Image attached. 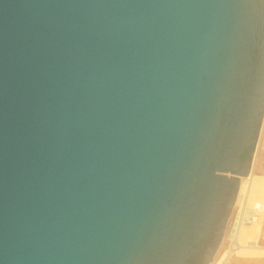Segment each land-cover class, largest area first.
<instances>
[{
	"label": "water",
	"instance_id": "obj_1",
	"mask_svg": "<svg viewBox=\"0 0 264 264\" xmlns=\"http://www.w3.org/2000/svg\"><path fill=\"white\" fill-rule=\"evenodd\" d=\"M258 3L0 0V264L190 260L217 194L214 252L264 111Z\"/></svg>",
	"mask_w": 264,
	"mask_h": 264
},
{
	"label": "rangeland",
	"instance_id": "obj_2",
	"mask_svg": "<svg viewBox=\"0 0 264 264\" xmlns=\"http://www.w3.org/2000/svg\"><path fill=\"white\" fill-rule=\"evenodd\" d=\"M258 14H259L258 24H261L259 26V30H260L259 35L264 36V0H259ZM257 133L258 135H256L255 142L253 144V151L248 150L245 151L243 154H241V158L243 160L249 159L248 170L251 168V165L253 164L257 156L260 154V152L264 151V111L258 125ZM247 174L248 173H246L245 175H238L234 173L233 177L236 179L237 183H239L241 178L245 177ZM220 188H224V186L220 185ZM219 197H217V194H215V196L212 197L211 221L208 223L207 237H201L199 254H190V260L178 261L177 263L174 264H201V259H203L204 254L207 252L208 238L210 236L211 228L212 226H214L215 223L214 219L216 217V209L219 203L218 200H220L218 199ZM243 209L244 206L242 207L241 210L243 211ZM226 221L227 220H225L224 222L225 226H226ZM230 233L231 235L233 234V232ZM230 233L228 236L229 239H226L225 249L228 247L226 250H231V254L228 256L224 264H256V263L264 264V221L263 220L261 221V223H257L254 217L248 215L244 223L241 222L239 224V230L236 233V237L231 236ZM237 242L238 243L240 242L243 245L238 247ZM226 245L228 246L226 247ZM229 245L232 247H229ZM205 264H211V261L208 260V262Z\"/></svg>",
	"mask_w": 264,
	"mask_h": 264
},
{
	"label": "bare ground",
	"instance_id": "obj_3",
	"mask_svg": "<svg viewBox=\"0 0 264 264\" xmlns=\"http://www.w3.org/2000/svg\"><path fill=\"white\" fill-rule=\"evenodd\" d=\"M247 173L245 177H240L239 186L237 185L238 189L236 188L237 191L235 190L233 197L228 192L224 196L223 213L217 219V225L221 227L220 230L215 232L216 234H214L213 240L209 244L211 248L214 243V252L212 255H210V252H206L203 259H201V264L207 263L208 260L211 261V264L225 263L231 254V250H226L228 245H226L227 248L225 249L226 239H229L230 232H233L232 235L230 233L231 236L236 237L239 224L241 222L244 223L248 215L254 217L257 223L264 221V151L260 152ZM243 206L244 209L242 211ZM224 208H226L225 211ZM225 220H227L226 226L224 224ZM220 221L223 222L220 223ZM242 245V243H238V247ZM229 247L232 246L229 245Z\"/></svg>",
	"mask_w": 264,
	"mask_h": 264
}]
</instances>
